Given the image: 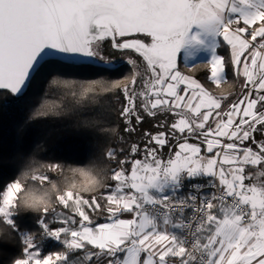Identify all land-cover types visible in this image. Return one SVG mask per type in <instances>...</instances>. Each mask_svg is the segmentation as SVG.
Masks as SVG:
<instances>
[{
	"label": "snow or ice",
	"instance_id": "6c2138e0",
	"mask_svg": "<svg viewBox=\"0 0 264 264\" xmlns=\"http://www.w3.org/2000/svg\"><path fill=\"white\" fill-rule=\"evenodd\" d=\"M193 26L222 38L232 75L243 80L226 110L227 96H213L178 70L177 53ZM105 44L137 54L150 72L138 88L139 65L129 57L130 84L106 87L123 97L124 132L136 131L140 110L177 119L154 125L167 124V131L145 132L143 147L131 144L121 167L112 169L116 183L102 194L103 206L79 192L54 197L71 214L52 207L46 220L50 209L42 211L36 221L42 240L63 246L43 258V245L15 220L22 185L18 178L8 183L0 191V223L21 236L24 258L15 264H264V110H258L264 108V0H0V90L22 96L51 65L119 71V62L104 55ZM206 65L209 83H230L224 57L214 55ZM95 84L81 87L88 92ZM116 155L108 149L105 158ZM31 181L53 182L46 174ZM99 212L107 218L94 223L89 213ZM57 222L62 226L50 227Z\"/></svg>",
	"mask_w": 264,
	"mask_h": 264
},
{
	"label": "trees",
	"instance_id": "16d2710c",
	"mask_svg": "<svg viewBox=\"0 0 264 264\" xmlns=\"http://www.w3.org/2000/svg\"><path fill=\"white\" fill-rule=\"evenodd\" d=\"M104 51L107 57L113 58L106 46ZM217 54L225 58L228 68L226 74L232 85L227 93L228 101H224V104L228 105L243 91L240 86L241 79L237 80L232 75L230 50L223 41L217 48ZM206 64L192 67L186 75L198 79L214 95L222 93L229 83L222 84L220 92L214 91V85L207 79ZM122 65L125 64H119V71L115 72L100 69L92 73L55 70L48 73L32 93L29 94L30 86L22 96L0 90V191L17 179L18 174L26 167L58 164L60 167L56 169L45 168L41 175L46 174L53 181H59L61 168H67L69 165L82 166L95 160L106 168L108 179L99 191L91 194L81 193V195L89 199L91 196H96L102 206L106 204L102 194L110 191L107 186H114L116 183L110 179L112 169L121 167L119 159L128 155L131 144L138 143L143 147L148 139L144 135L145 132L167 131V124L164 128H157L154 125L165 119L170 124L177 119L169 113H160L159 110H155L157 115L149 117L140 110V114L144 117L143 121L139 125H135L133 121L136 131L125 133V124L120 117V110L124 104L123 97L117 99L119 93L114 88L110 92L106 91V87L116 82H119L120 87L130 84L132 68L125 65L127 66L125 69ZM65 81L69 83L65 85ZM92 81L96 82L92 86L93 90L85 92L81 85L89 86ZM139 81L140 79H138V88ZM139 104L138 97V110ZM258 110L264 108L258 106ZM113 128L116 129L115 132L111 131ZM104 129L108 131H102ZM120 137H123V140ZM121 148L124 152L119 151ZM108 149L116 150L115 160L105 158ZM164 151L167 152V148ZM139 155L138 152L136 158H139ZM124 167L130 170V165ZM247 171H255V169L248 168ZM30 183L40 185L39 181H30ZM54 201L52 207L57 211L71 214L69 210L59 205L55 198ZM51 208L45 217L46 220L53 215ZM85 210L88 211L86 206ZM89 214L94 223H102L107 218L106 212ZM42 215L41 212L36 215L19 214L15 217L20 232L34 235V242L43 245L41 258L63 248L55 240H42L41 229L36 223ZM75 218L79 220L78 216ZM60 226L62 225L59 222L50 225L53 229ZM0 227L5 229V235L0 238V264H11L16 259H23L24 245L21 236L7 225L0 223Z\"/></svg>",
	"mask_w": 264,
	"mask_h": 264
},
{
	"label": "clouds",
	"instance_id": "9594fccd",
	"mask_svg": "<svg viewBox=\"0 0 264 264\" xmlns=\"http://www.w3.org/2000/svg\"><path fill=\"white\" fill-rule=\"evenodd\" d=\"M232 88L229 83L222 94H227ZM32 158H30L31 160ZM49 165H39L37 167H26L18 174V179L22 185V191L15 201L16 210L19 214H39L45 208H51L54 204V197L62 195L66 191L79 193H94L105 186L108 179L106 168L93 160L89 163L79 165H69L60 169L61 179L53 181L49 185H36L30 183L33 175H41ZM5 235V229L0 227V238ZM12 261L11 264H15Z\"/></svg>",
	"mask_w": 264,
	"mask_h": 264
},
{
	"label": "rangeland",
	"instance_id": "374dc122",
	"mask_svg": "<svg viewBox=\"0 0 264 264\" xmlns=\"http://www.w3.org/2000/svg\"><path fill=\"white\" fill-rule=\"evenodd\" d=\"M145 43H151L150 37H141ZM219 36L214 35L211 31L205 30L199 26H193L188 36L185 38V42L177 53V65L179 71L189 70L192 67L199 64L209 63L213 56H219L216 53L217 46L220 41ZM222 39V38H221ZM106 47L113 58L110 60L117 61L119 64H122L124 60H127L129 57L136 60L139 67L137 71L141 73V76L138 77L139 88H143L142 80L144 76H150V72L147 69L146 62L142 58L138 57L137 54L131 51L119 52L112 50L107 44ZM126 65V64H125ZM122 65L125 69L127 66ZM61 71H78L83 73H92L96 70L103 69L101 67H63L61 65H51L45 70L41 71L40 74L36 75L34 81L30 87V93H32L35 88L43 81L45 76L55 70ZM221 86H214V91H221ZM70 211V210H69Z\"/></svg>",
	"mask_w": 264,
	"mask_h": 264
},
{
	"label": "crops",
	"instance_id": "0c3cea01",
	"mask_svg": "<svg viewBox=\"0 0 264 264\" xmlns=\"http://www.w3.org/2000/svg\"><path fill=\"white\" fill-rule=\"evenodd\" d=\"M234 27H235V25H234ZM220 42H222V39L220 38V41H219V44H220ZM219 44H218V46H219ZM218 46H217V48H218ZM229 47V46H228ZM229 50H230V47H229ZM216 53H217V49H216ZM230 54H231V50H230ZM190 70V69H189ZM189 70H184V71H181V73L182 74H184V75H186V72L187 71H189ZM243 83V80L241 79V82H240V86H241V84ZM215 86V85H214ZM221 86V85H220ZM209 91V90H208ZM210 92V91H209ZM211 93V92H210ZM213 96H215V97H217V98H222V97H225V96H227L228 98H229V94H222V93H219V94H216V95H214L213 93H211ZM225 101H228V99L227 100H225ZM227 104L225 103L224 104V102H223V104H222V109H226L227 108ZM123 218H129V216H128V214H125V217H123Z\"/></svg>",
	"mask_w": 264,
	"mask_h": 264
},
{
	"label": "flooded vegetation",
	"instance_id": "af4514ba",
	"mask_svg": "<svg viewBox=\"0 0 264 264\" xmlns=\"http://www.w3.org/2000/svg\"><path fill=\"white\" fill-rule=\"evenodd\" d=\"M105 46H106V44H105ZM105 46H104V49H105ZM104 49H103V51H104ZM104 55H105V51H104ZM106 57H107V55H105ZM108 59L110 60L111 58H109L108 57ZM112 61V60H111ZM122 64H126V65H128V66H130L131 68H132V66L131 65H129L128 63H127V60H124L123 62H121Z\"/></svg>",
	"mask_w": 264,
	"mask_h": 264
},
{
	"label": "water",
	"instance_id": "95a60500",
	"mask_svg": "<svg viewBox=\"0 0 264 264\" xmlns=\"http://www.w3.org/2000/svg\"><path fill=\"white\" fill-rule=\"evenodd\" d=\"M95 67H101V68H103L104 67V65L103 64H101V65H99V66H95ZM28 90V89H27ZM26 90V91H27ZM7 91V90H6Z\"/></svg>",
	"mask_w": 264,
	"mask_h": 264
},
{
	"label": "built area",
	"instance_id": "2783aa9c",
	"mask_svg": "<svg viewBox=\"0 0 264 264\" xmlns=\"http://www.w3.org/2000/svg\"><path fill=\"white\" fill-rule=\"evenodd\" d=\"M205 181H199V182H196V183H204ZM190 211V210H189Z\"/></svg>",
	"mask_w": 264,
	"mask_h": 264
}]
</instances>
